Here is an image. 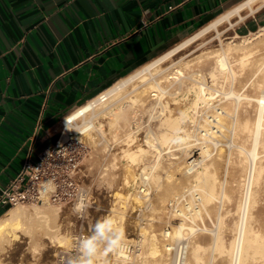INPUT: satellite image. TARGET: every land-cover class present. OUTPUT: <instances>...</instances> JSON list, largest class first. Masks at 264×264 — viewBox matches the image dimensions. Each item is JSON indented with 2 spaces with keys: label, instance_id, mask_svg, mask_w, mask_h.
I'll return each mask as SVG.
<instances>
[{
  "label": "rangeland",
  "instance_id": "rangeland-1",
  "mask_svg": "<svg viewBox=\"0 0 264 264\" xmlns=\"http://www.w3.org/2000/svg\"><path fill=\"white\" fill-rule=\"evenodd\" d=\"M263 7L264 4L255 12L249 14L247 18L240 19L235 16L233 24L224 23L220 27L218 26L220 29L212 28V30L204 33L205 36L202 34L203 36L171 56L172 59L168 57L165 61L162 60L163 62H161V65L158 64L159 66L157 63L160 62H154L156 61L155 59L148 62L147 64H152L144 71H149L150 77L153 74L152 72H154L155 76L168 71L174 72L184 61L196 59L199 54L204 55L208 53L207 51H213L218 48L224 49L229 42L245 46H257L260 49L257 56L260 55L264 52V34H261L262 27H259L253 19L256 12ZM246 12L247 10H244L243 13L247 14ZM200 30L196 31L192 36ZM232 53L240 56L242 49ZM198 63L200 64L201 62ZM155 65L156 68H160V66L163 68L154 69ZM169 66L172 68L169 69ZM191 70L194 72L195 77L202 73L204 75L203 81H207L206 86L216 95L213 104H206L204 113L207 114L215 109L218 99L224 97L227 92L232 93V86L230 88H221L214 85L211 76H209L210 74L208 73V76H206L207 72L199 69L197 63ZM138 71L139 69L132 73ZM141 73L143 72L135 76L138 77ZM248 73V71L245 72L244 76L247 77ZM185 74L186 72H184V75L181 74L182 76L177 74L179 77L171 85L170 92L165 95L164 100L169 108L163 112L169 113L171 111L170 113L174 117H178L181 121L183 120L178 129L180 133L176 136L172 148L162 145L154 134L158 130L156 119L163 113L160 109H153L152 112L147 107L142 106L133 109L130 123L133 138L129 141L126 136V127L123 125L117 127L112 125V117L106 113L109 108L113 107L110 103L109 107L107 104L98 107V110L93 114H88L87 117L79 119L73 125L61 122L60 137L62 136L65 139L69 134H72L83 140L82 142L87 147V152L80 160L78 170L74 173V176L87 191L89 206L86 210L81 211L72 204H58L48 200L42 206H39V203L7 206L0 216L11 209L19 210L22 223L15 230L17 236L10 237L6 235L0 238V264H71L72 261L78 260L80 256V241L76 240V235L85 232V238L92 236L97 224L104 225L105 234L113 240L111 245L106 241L98 243L96 253L92 259L100 262V264H138V258L142 257L144 251L148 248L143 241L144 234L142 229L144 228L149 231L152 229L151 231H155L165 243L170 245H174L179 239L187 240L189 245L188 258L192 244L198 241L204 246L208 244L206 249L208 250L209 248V250L203 253L206 264H235V249L225 250L227 253H223V250L211 248H213V242L218 235L220 226L224 235H222V240L224 244L225 241L228 243L225 244L227 247L239 240L243 216L242 210L246 207V195L250 188V171L253 164L249 160L247 162L248 168L243 171L241 164L234 156L235 142L237 143L238 139L233 129H228L222 134H215L214 137L208 138L209 140L206 141V144L208 147L211 146L209 148L212 155L206 157V163L212 164L219 192L204 208L205 206L199 199L202 196V191L193 187L194 178L191 173H186L185 171L189 165V157L193 153L198 162L204 158L202 144L195 135H197L198 123L204 120L205 114H200L201 112L195 109V93L182 87L183 79L198 82L191 77H186ZM135 76L133 77L134 79ZM237 84L239 85L240 83L237 82ZM127 87H130V84ZM189 98L192 101H189ZM254 104L258 107L257 98ZM157 106L156 108L160 107V105ZM157 115L158 117L156 118L155 116ZM193 115H196L198 121L193 120ZM183 117L184 119H182ZM88 121L102 124V127L90 134L80 132V127ZM185 129L192 135L188 140H183L184 138L181 137ZM139 146L146 149L145 152L140 154L141 156L134 159L126 154L127 150L135 151ZM249 146L252 147V143ZM159 151H161L162 164L154 168L155 160L160 154ZM173 153L179 155L183 168L177 170L174 181L168 183L166 177L167 172L170 170L168 160L173 157ZM248 157H250L249 154H247ZM201 167L202 164L197 169ZM247 170L249 173L248 177H246ZM152 171L156 174L157 180H147L144 177L145 175L143 174L145 172ZM244 177H246V181L241 182V178ZM261 185L263 186L261 187ZM261 185L258 188V190H261L256 202L254 204L250 202L249 204L250 211L247 225L249 228L251 226L257 230L264 241V179ZM222 190H225L230 198L224 199ZM188 205H191L192 210L195 209L196 205L203 209V215L196 223L190 221L191 224H196V231L187 233L185 237L180 238L173 237L172 233L169 236H163V230L169 229L172 231L173 225L181 222V215L176 212L177 207L186 211ZM120 224L123 232L119 231L118 226ZM225 237H227V240H224ZM125 253L130 256L128 255L125 258ZM164 258L167 264H172V248L166 249ZM230 258L233 262H231ZM153 260L154 262L152 261L151 264H158L155 259ZM246 264H264V257L263 255H257L247 261Z\"/></svg>",
  "mask_w": 264,
  "mask_h": 264
},
{
  "label": "crops",
  "instance_id": "crops-1",
  "mask_svg": "<svg viewBox=\"0 0 264 264\" xmlns=\"http://www.w3.org/2000/svg\"><path fill=\"white\" fill-rule=\"evenodd\" d=\"M242 1L0 0V187L68 113Z\"/></svg>",
  "mask_w": 264,
  "mask_h": 264
},
{
  "label": "bare ground",
  "instance_id": "bare-ground-1",
  "mask_svg": "<svg viewBox=\"0 0 264 264\" xmlns=\"http://www.w3.org/2000/svg\"><path fill=\"white\" fill-rule=\"evenodd\" d=\"M262 4H264V0H243L241 3L226 11L221 16L206 24V26L201 28V30L197 34L185 39L184 41L180 42L174 49H171L159 56L157 59H155L156 61L154 62L158 61L160 63H157V65H161V62H163L162 60L165 61L166 58H171V56L183 50L190 43L203 36L204 33L212 30V28L220 29L218 28V26L220 27V25H223L224 23L233 24V18L235 16H238V18L240 19L247 18L249 14L258 10ZM244 10H247V14L243 13ZM261 31V34H264V27H262ZM244 40L248 41L247 39ZM240 49H242V53L240 56L234 55L232 53ZM259 50L260 49H258L257 46H245L229 42L224 49H214L213 51H207L208 53L204 55H197L198 57L196 59H184L186 60L184 62L179 61L183 62V64H181L179 67L177 66L178 68L176 70L174 69V72H169L167 70L168 72H164L158 76H155L154 72H152L153 74L151 77L150 72L144 70H146L147 67L152 63L146 64L142 66L138 72L131 73L127 77L118 80L115 84H113L100 95L78 106L70 113H68L64 118V124L73 125L74 123H77L79 119L87 117L88 114H93L98 110V107H101L105 104H107L108 106L110 103L113 107L111 109L109 108L106 113L109 114L110 117H112L111 120H113V126L117 127L123 125L127 128L126 136L127 140L129 141L133 138L131 134L132 130L130 127L133 109L138 106H142L147 107L150 112H152L153 109H160L162 110V112L168 110L169 107L164 101L165 95L170 92L171 85H173V83L176 81L175 79L179 77L178 75L182 76L181 74L184 75V72H186V77H191L192 79L198 81L194 82L190 81L189 79H183L182 87L185 90L195 93L194 105L196 108H194L197 109V111H200V114L204 113L203 111L206 109V104H213V102H215L216 95H214V93L206 86L207 81H203L204 75L201 73L195 77L194 72L191 70L196 63L199 69L207 72L206 76H208V73L210 74L209 76H211V80H213L214 85L221 88H230V86H232V93L227 92L224 97L218 99V104L217 106L215 105L216 108L207 114L204 113V120L199 121L197 126L198 131L195 137L197 136V140L202 144L204 158L198 162V160L193 158V156H190L188 160L189 165L186 167L185 172L191 173L192 177L194 178L195 183L193 182V187L202 191V196H200L199 199L205 206L204 208H206V204H208L215 196H217L219 192L216 182L217 178L215 172L212 170V164L206 163V157L212 155L209 148L211 146L208 147L206 141H208L210 137H214L215 134H222L228 129H233L238 139V142H235L236 148L233 153L234 156L238 159L243 171L248 168L247 162H249V160H251L253 164V167L250 171V188L249 192L246 195V204L248 206L242 210L243 216L240 226L239 240L233 242L229 247H227L225 245L227 242L225 241L224 244L222 240L223 229L220 226L218 229V235L213 242V248L211 249H220L224 251L223 253L226 252L225 250L230 251L235 249V264H246L247 261L253 259L257 255H263L264 257V241L263 239H261L260 233L251 226L249 228L247 225V218L250 211L249 204L250 202H252L253 204L256 202V198L258 197V194L261 190H258V188L264 179V52L257 56ZM198 62L201 63L199 64ZM158 68L159 67L156 68L155 65L154 69ZM160 68L163 67L160 66ZM171 68L169 66V69ZM247 71L249 73L248 76L245 77L244 73ZM140 72L143 73H141L139 76L137 75L138 77H136L135 75ZM134 76L135 79L137 78L136 80L133 78ZM131 79L134 80L132 81ZM231 81H233L232 84ZM237 82H239L240 84L238 85ZM129 84L130 87H127ZM256 98L258 107H256L254 104ZM189 101L192 100L190 99ZM157 105H160V107L156 108L158 107ZM170 112H163L161 115H159V117L158 115L155 116L156 118L158 117L156 119V127L158 128V130L154 134L160 140L162 145L172 148V144L174 143L176 136L180 133L178 132V129L180 128L183 120L181 121L178 117H174ZM182 119H184V117ZM193 120L198 121V119H196V115H193ZM100 127H102V124H96L94 121H88L84 123L79 130L84 134H90ZM190 136L192 137L191 133L187 129H185V132L181 137L184 138L183 140H188ZM250 143H252V147L249 146ZM145 150V148L139 146L135 151L127 150L126 154L135 159L141 156L140 154L142 152H145ZM159 153V156L157 155L158 157L155 160L153 166L154 168H157L162 164V160L160 158L161 151H159ZM247 154H249L250 157L247 158ZM168 161L170 170L167 172L166 177L168 183H172L175 179V172L177 170H181L183 166L179 155L175 153H173V157H171V159H169ZM201 164L202 167L200 169H197V167ZM143 175H145L144 177L147 180H157V176L153 171L145 172ZM248 175L249 173L247 170L246 177H248ZM246 177L241 178L240 181H246ZM262 186L263 185H261V187ZM222 195L224 199L230 198L225 190H222ZM46 202V200L42 202L40 201L39 206H42ZM176 212L181 215L182 219L180 224H174L172 231H170L169 229L163 230V236H169L172 233L173 237L180 238L185 237L187 233L195 232L196 224L193 225L190 223V221L196 223L198 219L202 217L203 209L199 205H196L195 209L192 210L191 205H188L186 211L177 207ZM220 220L219 222L221 225L222 220ZM21 223V212L19 210L11 209L8 212L4 213L0 217V238L6 235L10 237L17 236L15 230L21 225ZM118 227L120 229L119 231L123 232L122 225L120 224ZM149 229H151V227H149ZM151 230L149 231L147 228L142 229V233L144 234L143 241L147 244L148 248L146 249V251H144L143 256L138 258V264H151L152 261L154 262L153 259H155V262H157L158 264H167L166 259L164 258L165 252L166 249H171L173 247V244L170 245L169 243H165V241L159 237V234ZM226 238L227 237H225L224 240H227ZM207 246L208 244L204 246L198 241L192 244V249L190 251L189 258L187 256L186 264H206L205 256L203 253L209 250V248L208 250L206 249ZM232 254L230 255L233 256ZM128 255V253H125V258H127ZM230 260L232 259L230 258ZM231 262H233V260ZM92 264H100V262L92 259Z\"/></svg>",
  "mask_w": 264,
  "mask_h": 264
},
{
  "label": "built area",
  "instance_id": "built-area-1",
  "mask_svg": "<svg viewBox=\"0 0 264 264\" xmlns=\"http://www.w3.org/2000/svg\"><path fill=\"white\" fill-rule=\"evenodd\" d=\"M82 141L72 134L65 139L61 136L55 144L40 152L38 159L27 158L9 183L0 187V206L48 200L86 210L89 206L87 191L74 176L87 152ZM192 156L196 158L194 153ZM85 237V232L76 235V240L80 241L79 249ZM188 249L187 240H177L172 247V264H186Z\"/></svg>",
  "mask_w": 264,
  "mask_h": 264
},
{
  "label": "clouds",
  "instance_id": "clouds-1",
  "mask_svg": "<svg viewBox=\"0 0 264 264\" xmlns=\"http://www.w3.org/2000/svg\"><path fill=\"white\" fill-rule=\"evenodd\" d=\"M105 233L104 225L97 224L93 235L81 241L79 259L72 261L71 264H92V257L96 253L98 243L106 241L111 245L113 242Z\"/></svg>",
  "mask_w": 264,
  "mask_h": 264
}]
</instances>
